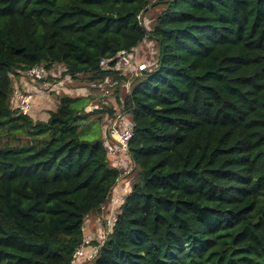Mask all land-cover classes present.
Here are the masks:
<instances>
[{"label":"trees","instance_id":"obj_1","mask_svg":"<svg viewBox=\"0 0 264 264\" xmlns=\"http://www.w3.org/2000/svg\"><path fill=\"white\" fill-rule=\"evenodd\" d=\"M144 42L127 90L100 63ZM40 65L92 94H54L35 123L11 97ZM122 105L136 180L85 264H264V0H0V264H71L123 174L77 122Z\"/></svg>","mask_w":264,"mask_h":264},{"label":"built area","instance_id":"obj_2","mask_svg":"<svg viewBox=\"0 0 264 264\" xmlns=\"http://www.w3.org/2000/svg\"><path fill=\"white\" fill-rule=\"evenodd\" d=\"M148 47L151 49L153 46L147 42H144L140 46L130 51L120 52L117 57L112 60L101 61L100 66L106 70H109L110 64L113 63L116 71L121 72L125 76L126 74L130 75L131 77H133L136 73L140 74L142 72H147L150 69V64L149 61H147V57L151 53V50L149 49L150 52L148 54V49H146ZM144 49H146L145 54L143 52ZM65 71L66 69L63 66H57L55 70L51 72H49L43 65L34 67L31 72L25 76H28L32 82L37 83L39 86L35 87L34 91H26L15 87L13 90V96L16 99V109L25 115L31 116L32 118H38V116H35L34 112L35 104L37 102H43L49 99L50 101L51 99L53 100L54 94H56L53 89L59 87L65 81H68L69 83L71 82V76L62 78V74ZM50 76L52 77L53 81L48 80ZM133 78H129L128 81L130 83H126L125 87L127 90H130V85ZM36 88H39V90L37 91ZM92 88L99 91V95H101L102 99H108L111 93L117 88V82L111 78H105L103 80L94 82L92 84ZM73 92L77 94V96H89L92 94V91H90L88 88H81L80 90ZM108 103V100L103 101L104 105H108ZM90 109L97 110L102 108L96 106ZM123 111L122 105L121 109L118 110L113 117L106 116L104 122L105 149L111 160L115 161V164L123 170V174L118 179L105 203V205H109L111 208H108L106 212L107 214L104 220L106 228L100 229V232L106 239L111 233V228L117 223L118 210L126 200L125 199L122 201V199L127 197L129 191V185L123 187L120 185V181L126 178L136 169V166L129 155L130 143L134 137V125L129 116ZM127 184L128 183H126V185ZM96 228L98 229L99 227H95V229ZM95 229L88 233L86 226L84 227L83 247L73 254L71 264H85L87 261L93 258L94 253L91 246L94 242L93 239H95L97 236L94 235L97 232ZM98 235L99 239L101 234Z\"/></svg>","mask_w":264,"mask_h":264},{"label":"rangeland","instance_id":"obj_3","mask_svg":"<svg viewBox=\"0 0 264 264\" xmlns=\"http://www.w3.org/2000/svg\"><path fill=\"white\" fill-rule=\"evenodd\" d=\"M145 23H146V26L148 28H150L151 21L148 18H146ZM150 50H151V53L150 54L148 53V54L150 55V57L151 56H154V59H152V58L151 59L152 60H155V57H156V49L154 47H151ZM143 52L145 54L146 53V49H144ZM131 72H133V71H131ZM137 75H138V73H136L133 77H135ZM126 76H129V78H133L130 75H127V74H126ZM15 83L16 82H14V85L16 87V84ZM128 83H130V82L128 81ZM35 84H37V83H35ZM68 84H70V83L68 81H65L59 87L54 88L53 91L56 94H58V95H61V92H63L65 94H70V95H75L76 96V94L71 89L69 90ZM38 86H39L38 84L35 85V87H38ZM36 90L38 91L39 88H36ZM97 94H99V91H97ZM54 103H55L54 102V99L53 100L51 99V101L49 99L47 101L40 102L39 103L40 105L37 106V109H38L39 114L41 112H43L45 109L46 110H49V108H52V104H54ZM91 103H92V101L89 100V99H87V100L86 99H81V102H80L79 105H80V107H82L84 109L86 108L85 109V112H87L88 111V108L90 107L89 104H91ZM11 104H12V107L16 109V99L14 98L13 94H12V97H11ZM87 114H89V113L87 112ZM39 120H43V117L40 118V119L39 118H36V117L34 118V122L35 123L38 122ZM104 122H105V118L104 117L102 118L101 115H100V113H97V112H94L93 114H90L86 119L78 120L77 124L79 126L81 138L82 139H85V140H89V141L102 140L103 137H104V130L102 132V127H103ZM122 168H123V166H122ZM127 171H128V169H127ZM131 175H133V176L131 178H129ZM135 180H136V174L134 172H132L126 178H124V179H122L120 181V185L123 186V187L129 185V189H130L131 185H133V183L135 182ZM126 183H128V184L126 185ZM125 199L126 198L124 197L122 199V201H124ZM108 208L111 209L109 207V205H105L104 212L99 213L98 216H96V215L91 216V218H90L92 220L90 222V224L95 223V226L92 225V228L95 229V227H99L98 229L97 228L95 229V231H97V232L94 235H97V236L93 240L99 242V244H100L99 246L100 247L106 242V238L100 232V229L105 228L104 220L106 218V215L104 213L107 212ZM88 223H89V221L86 223V230L89 233L90 231L88 230V227H87L88 226ZM98 234H101V237L99 239H98ZM97 248H94L93 249V253H94L93 256L95 254H97V252H98Z\"/></svg>","mask_w":264,"mask_h":264},{"label":"crops","instance_id":"obj_4","mask_svg":"<svg viewBox=\"0 0 264 264\" xmlns=\"http://www.w3.org/2000/svg\"><path fill=\"white\" fill-rule=\"evenodd\" d=\"M35 85H37V84H35V82H32L30 79H29V77L27 76H25V77H23V76H21L17 81H16V87H18V88H20V89H22V90H26V91H34V89H35ZM100 98H101V95H100ZM54 100H55V96H54ZM40 102H37L36 104H35V107H34V112H35V116H38V117H40L43 113H44V111L43 112H41L40 114H39V112H38V109H37V106L38 105H40L39 104ZM104 135H105V133H104ZM92 220L91 219H89V223H88V230L89 231H92L94 228H92V225H94L95 226V223H92V224H90V222H91Z\"/></svg>","mask_w":264,"mask_h":264}]
</instances>
